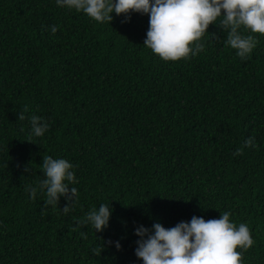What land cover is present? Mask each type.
Wrapping results in <instances>:
<instances>
[{"label":"trees","instance_id":"obj_1","mask_svg":"<svg viewBox=\"0 0 264 264\" xmlns=\"http://www.w3.org/2000/svg\"><path fill=\"white\" fill-rule=\"evenodd\" d=\"M112 15L98 23L56 0H0V264H144L138 226L224 211L254 241L237 249L241 264H264V34L241 29L258 41L241 60L212 24L202 52L164 61L144 45L148 15ZM25 106L49 125L31 142ZM44 155L75 166L67 214L65 197L45 208L44 193L25 192L45 178ZM101 204L112 212L103 232L78 224Z\"/></svg>","mask_w":264,"mask_h":264},{"label":"clouds","instance_id":"obj_2","mask_svg":"<svg viewBox=\"0 0 264 264\" xmlns=\"http://www.w3.org/2000/svg\"><path fill=\"white\" fill-rule=\"evenodd\" d=\"M58 6L83 12L98 23L112 22L113 13L124 15L122 22H130L133 12L149 16V28L144 45L164 61H180L195 57L204 50L201 37L208 32L209 26L218 24L227 32L226 46L236 50L241 60L251 57L257 46L254 35L241 32L264 34V0H56ZM219 18V19H218ZM52 33L58 31L57 25L50 27ZM218 38V37H217ZM25 106L18 114L19 121L28 119L31 125V137H42L49 128L43 117L31 114ZM256 146L255 137L248 138L237 148L233 155L241 156L245 148ZM45 178L25 186V192L32 200L38 192L45 194V208L59 206L63 196L69 204L62 211L67 214L78 203V189L74 165L66 159H54L43 156L40 165ZM31 172V167L25 168ZM71 186V187H70ZM112 212L109 204L93 207L80 221V225L90 224L96 232H103L108 226ZM231 212H221L219 219L206 221L203 217L193 216L190 222H179L175 227L165 228L161 223H154L152 228L140 225L135 234V255L144 264H241V249L247 251L253 246L249 227L241 223L238 228L230 222ZM86 239L85 233H81ZM112 244V241L106 242ZM116 248L121 249L119 241ZM103 247L91 251L99 257Z\"/></svg>","mask_w":264,"mask_h":264}]
</instances>
